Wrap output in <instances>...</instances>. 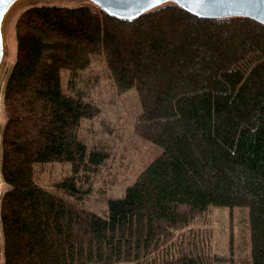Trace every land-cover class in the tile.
<instances>
[{
  "label": "trees",
  "instance_id": "1",
  "mask_svg": "<svg viewBox=\"0 0 264 264\" xmlns=\"http://www.w3.org/2000/svg\"><path fill=\"white\" fill-rule=\"evenodd\" d=\"M14 31L2 92V264H213L225 257L204 226L213 206L247 209L250 259L239 264H264L263 24L175 4L133 20L35 4ZM102 80L117 94L136 89L134 134L161 149L106 214L82 198L120 169L105 143L88 147L79 134L83 118H100L83 93ZM55 162L68 171L41 183Z\"/></svg>",
  "mask_w": 264,
  "mask_h": 264
},
{
  "label": "rangeland",
  "instance_id": "2",
  "mask_svg": "<svg viewBox=\"0 0 264 264\" xmlns=\"http://www.w3.org/2000/svg\"><path fill=\"white\" fill-rule=\"evenodd\" d=\"M86 4L97 8L94 4L84 0H28L17 5L5 20L6 59L0 73V128L5 121L2 92L6 77L15 58V31L14 22L18 14L32 4ZM100 66L94 64L93 67ZM3 74V75H2ZM62 84L65 90L66 74L62 72ZM2 80V81H1ZM87 88V87H85ZM86 99L98 102L100 105V118L90 120L83 118L80 126V137L88 147L93 143L103 142L111 150L110 159L112 169H120L119 180L115 183L102 184L98 179L93 184L91 192L82 198V204L99 213L106 214L109 198L121 196L126 185L132 182L137 172L148 163L161 149L149 142H144L134 134V123L139 111V103L135 88L124 94H117L110 82L102 80L96 87L88 88L83 93ZM66 169H65V167ZM62 165L55 162L45 165L40 173V182L49 184L51 181L68 171V163ZM7 188L6 183L0 179V193ZM209 222L204 226L209 227L212 233L211 248L215 253L222 254L221 261L213 264H239L250 259V230L248 211L245 207L213 206L209 211ZM0 241L2 234L0 230ZM2 264V255H0Z\"/></svg>",
  "mask_w": 264,
  "mask_h": 264
},
{
  "label": "water",
  "instance_id": "3",
  "mask_svg": "<svg viewBox=\"0 0 264 264\" xmlns=\"http://www.w3.org/2000/svg\"><path fill=\"white\" fill-rule=\"evenodd\" d=\"M28 0H0V73L6 59L5 20L20 3ZM106 14L124 20L139 16L167 4H175L202 18L247 17L264 25V0H84ZM46 4V3H43ZM35 5V4H32ZM86 5V4H82ZM3 127V126H2ZM2 128H0L1 136ZM0 179L1 173H0ZM3 180V179H2ZM4 193V192H3ZM3 193H0V201ZM1 230V229H0ZM0 255L2 243L0 241Z\"/></svg>",
  "mask_w": 264,
  "mask_h": 264
},
{
  "label": "bare ground",
  "instance_id": "4",
  "mask_svg": "<svg viewBox=\"0 0 264 264\" xmlns=\"http://www.w3.org/2000/svg\"><path fill=\"white\" fill-rule=\"evenodd\" d=\"M3 75V74H2ZM2 81V80H1ZM1 89V88H0ZM1 93V92H0Z\"/></svg>",
  "mask_w": 264,
  "mask_h": 264
}]
</instances>
